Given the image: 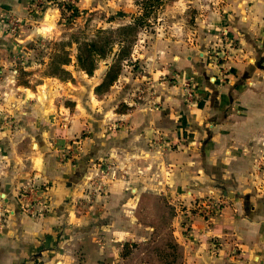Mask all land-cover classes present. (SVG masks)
I'll list each match as a JSON object with an SVG mask.
<instances>
[{
  "label": "crops",
  "instance_id": "crops-1",
  "mask_svg": "<svg viewBox=\"0 0 264 264\" xmlns=\"http://www.w3.org/2000/svg\"><path fill=\"white\" fill-rule=\"evenodd\" d=\"M247 1L251 2L248 25L254 27L264 18V0ZM241 5L242 13L245 5ZM26 10L27 0H0V14L27 16ZM223 21L239 43V53L225 66H210L196 46L161 56L169 62L164 69L191 76L196 85L193 101L182 95L180 81L160 79L156 71L151 76L154 82L138 98L133 89L139 79L130 80L128 105H135L128 112L103 106L118 82L102 97L91 96L92 101H102L97 116L116 115L130 123L129 128L117 129L105 146L120 165L129 167V175L127 183L114 184L115 200L103 212L131 213L141 196L152 194L179 201L180 214L166 245L170 254L179 249L181 256L178 252L175 261L165 264H264V195L259 194L262 173L256 169L264 143V36L241 22ZM35 35L28 26L13 37L0 20V196L11 211L5 231L0 232V264H73L76 257L84 264H106L102 250L86 236L92 228L89 214L74 209L69 201L77 190L73 180L78 169L61 163L53 149L71 137L73 127L80 129L87 113L81 103L69 134L62 136L46 121L59 107L56 98L65 82L39 74L37 70L45 67L40 63L15 59L16 54L23 59ZM199 40L205 49L217 38L209 32ZM33 174L49 184L46 196L41 193L42 198L35 200L48 205L45 216L25 211L17 193L16 188ZM200 196L220 199L221 208L211 219L191 208ZM128 220L126 229L111 221L104 226L119 239L135 237L137 224ZM153 236L143 239L153 243ZM142 264L162 263L145 259Z\"/></svg>",
  "mask_w": 264,
  "mask_h": 264
},
{
  "label": "rangeland",
  "instance_id": "rangeland-1",
  "mask_svg": "<svg viewBox=\"0 0 264 264\" xmlns=\"http://www.w3.org/2000/svg\"><path fill=\"white\" fill-rule=\"evenodd\" d=\"M241 4L245 5L242 13L238 10L240 6L243 7ZM249 4L251 2L247 0H27V16L16 14L22 18V25L17 33L8 32V34L19 37L29 26L34 28L36 35L27 43L26 57L22 59L21 55L16 54L15 59L19 62L24 60L25 64L28 61L40 63L45 67L43 70H37L39 74L65 82V86H62L64 90L61 89L62 93L56 98L58 99L56 105L59 107L46 118V121L52 123L54 130L58 129V136L67 135L76 115L79 114L78 106L82 103L85 107L87 115L83 118H88L87 121L82 122L78 130H74L73 127L70 130L71 137L61 143L60 147L53 149L56 150L57 159L61 163L75 164V168L78 169L75 174L76 180H73L77 190L69 201L74 209L89 214L92 228L88 230L86 236L91 238L94 246L102 250L104 263L142 264L145 259L162 264L175 261L174 257L179 253L181 256V251L174 249V253L170 254L171 248L167 249L166 244L171 240L170 233L173 230L174 220L180 214L181 206L178 199L167 197L162 193L141 196L137 209H133L131 213L128 210L103 212L104 206L115 200L112 193L114 184L124 181L127 183L129 175V167L120 165L116 156L111 155V148L105 146L109 144L107 140L116 133L117 129L129 128L130 123L116 115H107L104 118L97 116L101 111L98 109V104L102 101H92V94L95 97H102L118 82L116 89L106 94L108 97L103 106L116 112H128L135 105V103L128 105L127 97L133 85V83L129 85V82L132 78L139 79L135 90L133 89L138 98L146 93V85L154 82L151 76L156 71L160 79L180 81L182 95L185 98L184 76L191 80L195 89L196 85L191 76L185 74L186 72L182 73L181 70L172 68L164 69L169 65V62L163 61L167 53L180 50L187 52L190 47L196 46L197 49L202 48L210 66L211 64L225 66L239 53L237 51L239 43L230 25L222 24L223 20H227L228 23L231 19L237 23L241 22L248 30H255L256 33L264 36L263 17L259 18L257 24L253 22L254 27L248 25ZM226 13H229L228 16ZM225 14L227 17L224 19ZM229 15L230 21H228ZM29 18H34V21H30ZM121 28L127 29L126 34L120 33ZM99 31H103L101 36L108 31L107 34L115 42L112 51L107 52L105 56L97 57L96 68L90 74L78 65L76 55L80 43L95 38ZM209 32L217 38V41L212 44L213 47L204 49L199 39ZM123 36L127 38L122 45L119 41L121 38L124 39ZM124 48L127 50H123ZM151 49L152 51L155 49L156 53H152ZM67 56L70 61L63 65L68 72L64 74L56 65L64 61ZM111 66L113 80L116 76L114 82L101 87L99 91L96 90V86L107 77ZM114 69L117 72L114 73ZM55 72L57 75L49 74ZM119 95L124 96L125 99ZM9 125H12L11 120ZM256 169L262 173L263 186L259 194L263 196L264 143L256 159ZM48 186V181L35 174L21 183L16 189L22 207L29 203L39 204L35 200L42 198L41 195L48 191ZM206 198L211 200L213 198L215 205L206 203ZM206 198L200 196L192 201L191 208L194 212L198 209L207 212L211 209L215 212L221 208L219 198L212 196ZM45 205L48 206L46 203ZM48 210L47 207L40 216L48 214ZM129 218L138 227L134 230L135 237L127 235L119 239L115 237L111 228L104 226L111 221L114 225H121L126 229ZM131 224L130 222L129 225ZM152 226L157 229H153ZM152 234L153 243H146L143 238H148ZM134 239L139 241L136 242ZM127 243L131 245L127 247ZM70 249L71 253H75L74 246ZM167 258H170L169 262H165ZM73 264H84V261L76 257Z\"/></svg>",
  "mask_w": 264,
  "mask_h": 264
},
{
  "label": "trees",
  "instance_id": "trees-1",
  "mask_svg": "<svg viewBox=\"0 0 264 264\" xmlns=\"http://www.w3.org/2000/svg\"><path fill=\"white\" fill-rule=\"evenodd\" d=\"M126 30H127L126 28H121L120 33L126 34L125 32ZM102 32L103 31H99V33L95 38L85 40L82 43H80V45L78 46V52L76 55L78 65L90 74L93 72L94 68H96L97 57L105 56L107 52L112 51V47L115 42L112 40L111 36L107 34L108 31H106L105 34L101 36ZM123 37L124 39L121 38V40L119 41L120 44H122L123 41H125V39L127 38V36H123ZM123 50H127V48L126 49L124 48ZM67 57L60 64L56 65V67H59L60 72H63L64 74L68 73L67 70L63 68V65L69 63L70 61V58ZM112 70L113 67L111 66L110 70L107 73V77L104 79V81H102L99 85L96 86V90L99 91L101 87L108 84H112L114 82L116 76H114V80H113ZM115 72H117V70L114 69V73ZM49 74L57 75L56 72L54 74L53 73H49ZM126 245L128 247V245H131V243H127Z\"/></svg>",
  "mask_w": 264,
  "mask_h": 264
},
{
  "label": "built area",
  "instance_id": "built-area-1",
  "mask_svg": "<svg viewBox=\"0 0 264 264\" xmlns=\"http://www.w3.org/2000/svg\"><path fill=\"white\" fill-rule=\"evenodd\" d=\"M0 20L6 26L7 32L13 33V34L17 33L22 25V18L16 15H13V14L5 15L1 13ZM191 83H192L191 80H188V78L186 77L183 78V92L186 98L188 99V101H193L195 97V88L193 87ZM206 199H207L206 203L209 202V204L212 203L215 205L213 198L212 200L211 198H206ZM198 207L199 208L201 207L200 204ZM46 208L47 206L45 204L30 205L29 203V204H26V206H24V210L29 212L31 215L42 214V212H44ZM217 211L214 212V210L210 209L207 212L204 209L203 210L198 209L196 213L198 215L203 216L206 219H211L213 214L216 213ZM10 214H11L10 207L3 200V198L0 197V232H3V230L6 228Z\"/></svg>",
  "mask_w": 264,
  "mask_h": 264
},
{
  "label": "bare ground",
  "instance_id": "bare-ground-1",
  "mask_svg": "<svg viewBox=\"0 0 264 264\" xmlns=\"http://www.w3.org/2000/svg\"><path fill=\"white\" fill-rule=\"evenodd\" d=\"M49 18V17H48Z\"/></svg>",
  "mask_w": 264,
  "mask_h": 264
}]
</instances>
